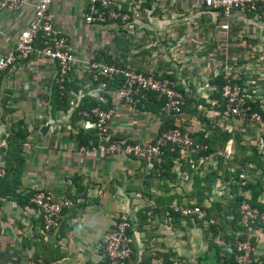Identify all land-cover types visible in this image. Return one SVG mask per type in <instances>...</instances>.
<instances>
[{
	"label": "crops",
	"instance_id": "crops-1",
	"mask_svg": "<svg viewBox=\"0 0 264 264\" xmlns=\"http://www.w3.org/2000/svg\"><path fill=\"white\" fill-rule=\"evenodd\" d=\"M153 5L145 10L134 8L133 30L129 32L115 22L106 27L86 23L82 0H55L51 4L50 14L70 37L77 57L76 73L81 78L85 76L83 85L90 93H99L103 88H93L87 74L84 75L89 60L95 57L105 63L111 59L145 71L176 75L177 86L207 102L214 90L211 76L224 69L235 78L247 76L245 87L264 110V21L256 11H235L226 16L217 9L197 7L192 0H159ZM32 15L29 4L20 9L0 7V54L15 46ZM57 68V62L35 54L0 76L3 153L4 136L13 123L24 120L30 131L21 181L0 184V192L7 193L16 186L9 198L0 194L5 198L0 199V264H29L34 256L43 257L46 264H103L105 257L100 243L121 214L133 221L134 264H146L155 252L168 250L182 264H215L216 251L205 240V225L196 219L179 221L164 215L153 220L152 226L139 227V212L159 195L168 200L175 196V203L182 200L195 204L198 200L195 192L204 191L195 187V177L212 171L217 157L202 158L190 168L178 161L175 178L161 179L143 160L125 154L80 151L74 137L69 135L73 108L57 112L56 116L46 111L50 109L48 96ZM113 102L117 114L110 131L114 136L135 141L157 136L162 123L160 113L120 103L116 93ZM211 111L207 116L212 123L240 132L245 143L259 146L264 159V129L238 118L216 117ZM183 122L189 131L203 126L195 116L187 115ZM47 123L51 124L50 129L41 132ZM188 155L184 151L180 160H187ZM256 176L262 178L264 187V170L258 169ZM225 187V183L215 182L210 191L205 190L203 204L210 206L220 201L227 204L229 195ZM38 189L49 190L58 199L73 201L71 207L64 208L59 226L51 231L44 229L39 208L26 198ZM259 201L264 203V193ZM256 237L254 256L258 257L264 254V235L258 232ZM223 252L225 246L220 253L224 255Z\"/></svg>",
	"mask_w": 264,
	"mask_h": 264
},
{
	"label": "built area",
	"instance_id": "built-area-1",
	"mask_svg": "<svg viewBox=\"0 0 264 264\" xmlns=\"http://www.w3.org/2000/svg\"><path fill=\"white\" fill-rule=\"evenodd\" d=\"M55 0H0V7L6 9H20L26 4L33 8V15L29 26L24 29L15 46L4 54H0V76L3 71L9 69L18 62H22L35 54H41L43 57L57 62L56 72L57 80H63L69 68L76 64L77 57L74 51L70 37L59 28L50 14V6ZM85 7L82 9L84 20L88 24H101L106 27L110 22L124 27L129 32L133 30L131 14L123 11V0H82ZM149 0H125L131 8L141 6ZM154 4L159 0H153ZM195 6L200 8L217 9L224 15L230 16L235 11L249 12L256 11L264 21V0H192ZM121 18L122 23L117 20ZM131 20V21H130ZM108 36V35H106ZM87 68L94 69L96 76H106L114 79L121 76L124 84L116 93L120 103L135 105V96L142 91L157 92L159 96L166 100V108L169 111L180 113L184 96L177 88V83L169 77L157 75L153 71H145L130 65H120L105 63L100 60H89ZM228 82L223 87V97L225 99L222 111L216 110L220 102L216 98L209 100L214 115L223 119H240L247 123L258 124L264 129V117L257 111H253L252 106L248 104V89L239 83H232V77L227 74ZM82 115L94 119V121L85 120L86 128L95 127L99 137L96 143L89 146L82 145L80 151L92 154V152L101 151L104 154H125L127 156L143 160L148 166L153 167L162 160V148L168 143L179 145L186 151L193 148L205 149L206 145L196 144L189 130L179 128L171 129L157 134L148 141L127 139L111 141L113 135L110 131V124L117 114V107L99 108L94 107L90 111H82ZM6 174L4 163L0 160V177ZM246 176L240 175L241 179ZM250 192H247L245 199L240 205L241 224L248 230V238L240 241L236 247L226 244L219 240V243L225 246L224 255H234L237 264H253L255 244L253 238L257 236L256 228L264 224V211L253 206L249 200ZM1 200L5 198L0 197ZM32 202L39 208L42 216L44 228L51 231L57 228L63 216L64 208L71 207L73 201L70 198L58 199L49 190H35ZM150 214L156 208V204L151 203ZM171 208L183 216L197 215L202 218L204 210L198 205L174 203ZM133 227L132 219L126 215H119L112 227L105 234L100 247L104 251V264H134L132 260V245L134 243L133 234L130 230ZM29 264H45L43 258L32 257ZM149 264H164L163 259L154 256ZM173 264H182L175 261Z\"/></svg>",
	"mask_w": 264,
	"mask_h": 264
},
{
	"label": "trees",
	"instance_id": "trees-1",
	"mask_svg": "<svg viewBox=\"0 0 264 264\" xmlns=\"http://www.w3.org/2000/svg\"><path fill=\"white\" fill-rule=\"evenodd\" d=\"M153 2V0H149L143 5L135 7L136 9L142 10L151 9L154 6ZM121 9L130 12L132 16L131 20L133 19L134 8H131L125 0L122 1ZM117 21L122 23L121 18ZM100 53L105 54L103 52ZM95 60H100V57H95ZM106 61L111 64L124 65L123 63L114 62V60L111 59ZM75 66L76 64L69 68L63 80H57V77L55 78L51 94L48 96L50 109L46 111L49 113L51 112L52 115L56 116L57 112H67L73 108L69 135L74 137L78 147L82 145L89 146L91 143H96L99 137L95 127L86 128L81 124L84 120L94 121V119L82 115L81 112L90 111L94 107L104 109L113 107V94L123 86L124 79L121 76H116L112 79L102 75H98V77L95 78V70L87 68L85 69L84 75L87 74V79L93 83V88L100 86L103 87L100 89L99 93H90L89 89H86L83 85L85 76L83 75L84 78H81L79 74L76 73ZM157 75L159 74L157 73ZM161 75L169 77L172 80H174L176 76L167 73ZM246 77L247 76L245 75L240 78L230 77V80L232 83L236 82L245 87L244 80ZM228 80L226 70L224 69L219 74L211 76L210 84L214 87V90L208 97V102L205 98L197 99L193 94H190L177 86L184 96V103L182 104V110L180 113L169 111L166 108L165 98L159 96L157 92L142 91L135 96L137 101L135 105L137 107L160 113L162 115V123L158 134L176 128L188 130L186 124L183 122V118L187 115L197 117L203 124L200 129L190 131V133L196 144L206 145L207 148H193L192 150L186 151L181 146L172 143H168L162 148V160L161 162L156 163L152 168V171L161 179L168 176H172L173 179L175 178L177 172L174 170V167L177 165L178 161L183 162V164L186 163L190 168L195 167L200 159L211 155H214L218 159V163L216 167H213L212 171L207 172L203 177L197 175L194 180L195 187L202 188L204 191L200 192V189H198L195 192L198 200L195 204H191L199 205L204 210L205 214L202 218H199L197 215L183 216L179 212H175L171 208V205L175 203L173 202L175 196L170 197L168 200L166 196L159 195L155 197L154 202H152L153 204H156V208L153 209L150 214H148V211L151 210V206L144 208V210L139 212V227H144L145 224L152 226L153 220L158 216L164 215H169L174 220L178 219L179 221H181L182 218H186L187 220L196 219L201 225L206 226L204 232L205 240L208 242L210 249L216 251L215 264H237L234 255H222L220 253L223 245L219 243V240L223 239L226 244L236 247L240 241L248 238V230L240 222V205L245 199V194L247 192H250L249 200L251 204L258 207L261 211H264V203L259 201V197L264 193L262 178L256 176L258 169L262 168L264 170V159L262 158V153H260L259 146L245 143L243 135L240 132L229 131L217 122L212 123L211 119L207 116L208 111L212 109L211 103L209 102L212 98H216L220 102V105L215 107L216 110H223L225 99L222 90ZM250 95L248 92V104L252 106L253 111L259 112L264 117V110L261 107L260 102L253 100ZM200 106L203 108L207 107V109H202ZM211 112L214 113V110ZM179 120L183 123H178ZM29 134L30 131L25 121L18 120L11 125L8 134L4 136L6 150L2 155L1 161L4 163L6 174L0 177V184H4V182L9 184V182L16 180H18V182L21 181L26 164L25 149L28 145ZM110 139L111 141L123 139L134 141L129 138L114 135H112ZM184 151L189 153L188 158L187 160H180ZM183 168H185V166H183ZM241 174H244L246 177L241 179ZM218 180L226 184V195H229L227 204L224 205L221 201L213 202L210 206L203 204L201 199L206 195L205 190L210 191L214 183ZM15 188L16 186L10 187L8 192H15ZM9 193L0 192V194L6 198L11 196ZM32 195L33 193H30L29 197L27 196L26 198L30 200ZM230 195H232V198ZM177 203L190 204L185 203L182 200L177 201ZM256 232H260L264 235V224L257 227ZM256 239L257 237L255 236L253 238L254 244L256 243ZM153 255L162 258L164 264H173L175 262L172 250L155 252ZM153 255L149 257V261H147L146 264L150 263V259ZM43 260L46 264L44 258ZM253 264H264V254L258 257L254 256Z\"/></svg>",
	"mask_w": 264,
	"mask_h": 264
},
{
	"label": "water",
	"instance_id": "water-1",
	"mask_svg": "<svg viewBox=\"0 0 264 264\" xmlns=\"http://www.w3.org/2000/svg\"><path fill=\"white\" fill-rule=\"evenodd\" d=\"M51 127V124L47 123L45 125L42 126L41 128V132H46L47 130H49ZM3 150H4V146H0V157L3 155Z\"/></svg>",
	"mask_w": 264,
	"mask_h": 264
}]
</instances>
